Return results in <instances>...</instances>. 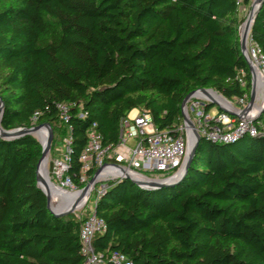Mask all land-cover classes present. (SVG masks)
I'll list each match as a JSON object with an SVG mask.
<instances>
[{"label":"trees","instance_id":"trees-1","mask_svg":"<svg viewBox=\"0 0 264 264\" xmlns=\"http://www.w3.org/2000/svg\"><path fill=\"white\" fill-rule=\"evenodd\" d=\"M241 18L235 0H0V127L48 124L55 151L69 126L67 175L82 189L79 156L93 123L114 147L131 111L173 133L194 91L250 100ZM250 32L264 57V0ZM197 147L176 186L141 191L120 180L97 199L100 264L113 252L131 264H264V138H201ZM41 151L32 136L0 138V264L83 263L81 221L53 216L36 186Z\"/></svg>","mask_w":264,"mask_h":264},{"label":"built area","instance_id":"built-area-1","mask_svg":"<svg viewBox=\"0 0 264 264\" xmlns=\"http://www.w3.org/2000/svg\"><path fill=\"white\" fill-rule=\"evenodd\" d=\"M244 0H235L236 7L242 8ZM247 55L256 80L254 84V104L249 113L245 116L235 117L220 111L218 108L214 114L210 107L211 101L204 94L196 91L188 100L185 107L181 109L185 117L190 121L193 129L200 138L217 144H231L244 136L264 138V113L258 120L255 117L261 110L264 100V57L258 46L251 44L250 40L246 45ZM260 78L261 89L257 88V79ZM242 88L246 82L243 73L239 79ZM251 90V88H250ZM212 96L213 92H209ZM216 95V94H215ZM263 97V98H262ZM223 99V98H222ZM229 110L239 114L248 106V99L244 96L241 99L229 101L223 99ZM60 119L67 125L69 119L68 105H57ZM37 114L32 117V123L37 121ZM173 133L168 130H159L153 123L150 115L131 111L121 119L118 129V144L114 147L103 146L102 138L93 123L86 133V144L79 156L80 178L79 183L87 185L91 179L89 194L95 193L94 204L89 214L81 221L79 239L81 253L84 258L82 264H100L101 259L95 254L93 238L97 233L104 230V223L94 215V205L107 190L110 184L120 181V170L130 177L162 180L175 176L186 157L189 136H193L190 129L184 122ZM71 128L67 127V136L62 144L56 148L58 157L53 159L49 165L47 179L50 185L57 191L67 195L77 194L78 189L72 179L67 175L71 155ZM173 134V135H172ZM120 169V170H118ZM132 174V176L130 175ZM134 175V176H133ZM53 197L50 206H54ZM112 264H131L122 254L113 252L110 256Z\"/></svg>","mask_w":264,"mask_h":264},{"label":"water","instance_id":"water-1","mask_svg":"<svg viewBox=\"0 0 264 264\" xmlns=\"http://www.w3.org/2000/svg\"><path fill=\"white\" fill-rule=\"evenodd\" d=\"M262 4V0H254L253 3L250 6V10L248 13L247 18L245 19V21L238 27V35H239V51L242 54V56L244 57V59L246 60L247 64H248V68H249V73H250V96H249V101H248V106L241 110L239 112V114H236L235 112L221 106L216 100L215 98H213V96L210 95L209 92H213L215 93L213 90H206V89H200L197 90L198 92L204 94L205 96H207L210 101L212 106H216L220 111L235 116V117H239V116H245L249 113L251 107L254 104V100H255V96H254V84H255V80H256V75L252 69L253 66H251L249 57L247 55V49H246V44H247V40L249 37V34L251 33L250 30L252 28V25L255 21V17L261 7ZM244 27L246 30V34H245V39H242L241 35H240V30L241 28ZM196 91L190 93L189 95L186 96V98L182 101L181 104V109L183 107H185L186 103L188 102L189 98L195 93ZM217 96L221 97L220 95H218L217 93H215ZM222 98V97H221ZM3 105H2V101L0 99V121H1V115H2V111H3ZM264 113V100L262 103V107L261 110L258 114V117L254 118V121L258 120L259 117H261L260 115H262ZM184 113L181 112L182 115V120L184 122V124H186L190 129H192V139L193 142L192 144L189 146H187V152H186V157L184 160V164L182 165V168L180 169V171L173 177L167 178V179H162V180H152V179H147V178H133L130 177L129 175H126L123 173L122 170H120L121 174L119 177L122 180H128L130 181L137 189L141 190V191H157V190H161V189H167V188H172L174 186H176L177 184H179L181 181H183V178L189 168V166L191 165V161L194 157L196 148H198V144L201 140V138L198 136V134L196 133V131L193 129L192 124L190 123V121L185 117V115H183ZM1 125V124H0ZM42 131L45 132V144L42 145L41 142L39 141L37 135L39 133H41ZM21 136H32L34 138L37 139L38 143L41 146V157L38 160L37 166H36V186L37 188L45 195L46 200H47V204H48V210L50 211V213L55 216L56 218H64L65 216L71 215L73 214L75 211H77V209L80 207V202L84 199V198H88L89 194V188H90V184H93V179H91L89 181V183L87 185H85L82 189H80L78 191L79 193V198L77 200V203L70 209L61 211V212H54L51 210V206H50V200L52 198V194L50 192L49 189H47L45 186H43L40 183L39 180V167L40 164L42 162V160H44L45 157H48L50 149H51V143L53 140V132L50 128V126L48 124H39L37 126H34L32 128L29 129H25V128H17L14 130H10V131H5L0 127V138L2 140L5 141H10L13 139H18V137ZM48 180V179H47ZM49 183V181H48ZM87 201V199H86ZM85 201V202H86ZM84 202V203H85Z\"/></svg>","mask_w":264,"mask_h":264},{"label":"bare ground","instance_id":"bare-ground-1","mask_svg":"<svg viewBox=\"0 0 264 264\" xmlns=\"http://www.w3.org/2000/svg\"><path fill=\"white\" fill-rule=\"evenodd\" d=\"M245 34H246V30L244 27L241 28L240 30V35L242 37V39H245ZM249 41V40H248ZM247 45V44H246ZM261 81L260 78L258 77L257 79V88L258 90L261 89ZM213 98H215V100L223 107L229 109L228 105L226 104V102L219 96L213 94L212 95ZM263 98V97H262ZM38 138L39 141L41 142L42 145L45 144V132L42 131L41 133L38 134ZM193 139L191 136H189V146L192 144ZM48 157H45L44 160H42L40 167H39V180L40 183L45 186L47 189L50 190L53 199L56 201L55 205L57 203V207H52V210L54 212H61L67 209L72 208L76 203L77 200L79 198V193L77 194H72V195H67L65 193H61L57 190H55L50 183H48L47 180V161H48ZM130 175L132 176V174L130 173ZM134 176V175H133ZM137 177V176H136ZM87 198H84L81 202H80V206L84 204V202L86 201Z\"/></svg>","mask_w":264,"mask_h":264},{"label":"rangeland","instance_id":"rangeland-1","mask_svg":"<svg viewBox=\"0 0 264 264\" xmlns=\"http://www.w3.org/2000/svg\"><path fill=\"white\" fill-rule=\"evenodd\" d=\"M250 6V5H249ZM248 6V8H247V11H245V13H242L241 15H242V18H241V22H240V25L245 21V19L247 18V16H248V13H249V10H250V7ZM239 25V26H240ZM248 40H250V38L248 37ZM249 42V41H248ZM219 95V94H218ZM222 97V96H221ZM223 98V97H222ZM223 99H225V98H223ZM215 108L216 109H213L212 111H211V113L212 114H214L215 113V111L217 110V107L215 106ZM37 137H38V135H37ZM39 139V138H38ZM64 139V138H63ZM57 140L59 141V142H61V139H59V137H57ZM63 141V140H62ZM62 143V142H61ZM58 157V154L55 152V151H51V149H50V152H49V155H48V161H47V172L49 171V165H50V163H51V161L53 160V159H55V158H57ZM85 186V185H84ZM95 193H91V195H89L88 196V198H87V201L83 204V205H81L78 209H77V211H75L73 214H71V215H73V216H75L78 220H82V219H84L88 214H89V212H90V210L92 209V207H93V202H94V198H95ZM52 207H57V203H56V205L54 204V206H52ZM51 210H52V208H51ZM53 211V210H52Z\"/></svg>","mask_w":264,"mask_h":264},{"label":"crops","instance_id":"crops-1","mask_svg":"<svg viewBox=\"0 0 264 264\" xmlns=\"http://www.w3.org/2000/svg\"><path fill=\"white\" fill-rule=\"evenodd\" d=\"M253 1L254 0H249V4L247 6H242V8L239 9V14L241 15L242 13H245V11H247L248 6L249 5L251 6V4L253 3Z\"/></svg>","mask_w":264,"mask_h":264}]
</instances>
